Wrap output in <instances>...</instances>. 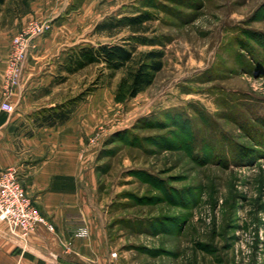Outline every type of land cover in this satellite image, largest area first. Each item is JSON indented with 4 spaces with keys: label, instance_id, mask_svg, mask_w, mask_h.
Listing matches in <instances>:
<instances>
[{
    "label": "rangeland",
    "instance_id": "1",
    "mask_svg": "<svg viewBox=\"0 0 264 264\" xmlns=\"http://www.w3.org/2000/svg\"><path fill=\"white\" fill-rule=\"evenodd\" d=\"M16 2L0 3L2 27ZM118 2L74 31V48L134 34L140 53L165 50L153 84L130 98L126 68L92 64L57 91L85 93L74 115L92 126L98 264H264V0ZM138 15L136 33L126 20L95 30Z\"/></svg>",
    "mask_w": 264,
    "mask_h": 264
},
{
    "label": "crops",
    "instance_id": "2",
    "mask_svg": "<svg viewBox=\"0 0 264 264\" xmlns=\"http://www.w3.org/2000/svg\"><path fill=\"white\" fill-rule=\"evenodd\" d=\"M123 4L118 0H29L12 25H0V169L18 170L22 185L47 220L29 235L26 245L11 237L0 222V264H98L104 260L105 236L92 197L95 147L87 137L92 126L74 112L54 126H38L35 115L70 97L57 91L61 77L70 75L63 64L77 43L74 31L88 19L94 20V13L101 19ZM32 21H48L52 29L32 40L21 81L6 96L12 38ZM4 101L10 111L2 108ZM84 226L88 235L75 236Z\"/></svg>",
    "mask_w": 264,
    "mask_h": 264
},
{
    "label": "trees",
    "instance_id": "3",
    "mask_svg": "<svg viewBox=\"0 0 264 264\" xmlns=\"http://www.w3.org/2000/svg\"><path fill=\"white\" fill-rule=\"evenodd\" d=\"M4 1L0 0V3H4ZM28 2L29 0H18L15 4V10L18 12L21 6L27 5ZM147 19L146 15L125 18L111 17L97 24L95 30L105 29L109 32V36H114L125 28L124 22L126 20L129 22L128 28L136 33L138 27ZM117 27L119 28L113 32V29ZM133 35L124 38L123 42L84 45L71 49L63 64V70L68 74H73L92 64H104L111 71V75H114L115 72L126 68V77L120 85V90L130 98L136 97L153 84L157 73L163 69L165 50L163 48H153L140 53L137 51V45L133 42L137 38ZM66 77L63 76L62 80ZM84 94L39 110L35 115L37 125L54 126L64 123L72 116Z\"/></svg>",
    "mask_w": 264,
    "mask_h": 264
},
{
    "label": "built area",
    "instance_id": "4",
    "mask_svg": "<svg viewBox=\"0 0 264 264\" xmlns=\"http://www.w3.org/2000/svg\"><path fill=\"white\" fill-rule=\"evenodd\" d=\"M52 29L50 22L32 21L16 34L11 43L6 75L5 94L17 87L22 78V69L31 48L32 40L43 36ZM4 110L10 111L8 102L2 103ZM0 222L6 225L7 233L26 245L28 237L41 223H47L41 211L20 181L16 168L0 169ZM50 228L52 225L48 224ZM88 229L81 228L75 236H87ZM116 255V253H112Z\"/></svg>",
    "mask_w": 264,
    "mask_h": 264
}]
</instances>
